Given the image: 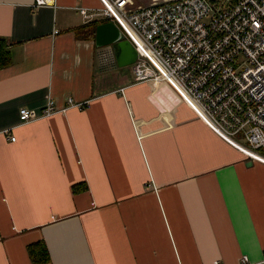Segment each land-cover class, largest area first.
Segmentation results:
<instances>
[{
  "label": "crops",
  "instance_id": "crops-1",
  "mask_svg": "<svg viewBox=\"0 0 264 264\" xmlns=\"http://www.w3.org/2000/svg\"><path fill=\"white\" fill-rule=\"evenodd\" d=\"M33 2L0 0V264H35L41 242L46 264H264V150L225 140L173 84L136 83L97 44L110 21L80 11L101 0ZM68 98L83 106L19 121Z\"/></svg>",
  "mask_w": 264,
  "mask_h": 264
},
{
  "label": "built area",
  "instance_id": "built-area-1",
  "mask_svg": "<svg viewBox=\"0 0 264 264\" xmlns=\"http://www.w3.org/2000/svg\"><path fill=\"white\" fill-rule=\"evenodd\" d=\"M85 18L120 23L138 52L136 83L173 84L199 117L236 147L258 159L264 150V0H101ZM35 9L57 8V0H34ZM60 108L50 99L40 114L19 110V121L82 107L73 98ZM11 129L3 133L12 142ZM239 137L249 147L235 139ZM215 264H221L216 261ZM241 264H250L243 256Z\"/></svg>",
  "mask_w": 264,
  "mask_h": 264
},
{
  "label": "water",
  "instance_id": "water-1",
  "mask_svg": "<svg viewBox=\"0 0 264 264\" xmlns=\"http://www.w3.org/2000/svg\"><path fill=\"white\" fill-rule=\"evenodd\" d=\"M102 39H104L103 45L113 46L119 67H130L137 61V49L113 22L97 28L98 45L103 42Z\"/></svg>",
  "mask_w": 264,
  "mask_h": 264
},
{
  "label": "trees",
  "instance_id": "trees-1",
  "mask_svg": "<svg viewBox=\"0 0 264 264\" xmlns=\"http://www.w3.org/2000/svg\"><path fill=\"white\" fill-rule=\"evenodd\" d=\"M99 22L94 21L91 23V27H93L88 34L90 37L95 36V30ZM85 30V28H81L79 30L82 31ZM12 63V54L10 51L9 43L4 39L0 37V70L8 67ZM86 188L85 185H76L74 187L75 192H79L82 189L84 190ZM29 254L31 256L32 261L35 264H46L50 261V255L49 251L47 250V247L45 243H37L34 245H30L28 247Z\"/></svg>",
  "mask_w": 264,
  "mask_h": 264
},
{
  "label": "rangeland",
  "instance_id": "rangeland-1",
  "mask_svg": "<svg viewBox=\"0 0 264 264\" xmlns=\"http://www.w3.org/2000/svg\"><path fill=\"white\" fill-rule=\"evenodd\" d=\"M133 1H134V4H135V5H147V4H149V3L152 2V0H133ZM117 25H118L119 28H121L122 31L126 34V32H125V30L123 29L122 25H121L120 23H118V22H117ZM126 35H127V34H126ZM235 139H236L237 141H239L241 144H243V145L249 147L248 144H246V143H245L243 140H241L239 137H235Z\"/></svg>",
  "mask_w": 264,
  "mask_h": 264
}]
</instances>
